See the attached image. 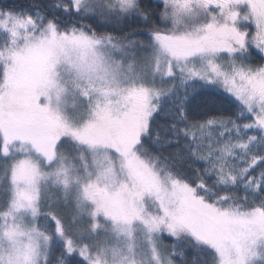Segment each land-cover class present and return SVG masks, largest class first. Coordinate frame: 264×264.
Wrapping results in <instances>:
<instances>
[{
  "label": "snow or ice",
  "instance_id": "6c2138e0",
  "mask_svg": "<svg viewBox=\"0 0 264 264\" xmlns=\"http://www.w3.org/2000/svg\"><path fill=\"white\" fill-rule=\"evenodd\" d=\"M0 264H264V0H0Z\"/></svg>",
  "mask_w": 264,
  "mask_h": 264
},
{
  "label": "trees",
  "instance_id": "16d2710c",
  "mask_svg": "<svg viewBox=\"0 0 264 264\" xmlns=\"http://www.w3.org/2000/svg\"><path fill=\"white\" fill-rule=\"evenodd\" d=\"M4 3L15 4V5H26L28 0H3Z\"/></svg>",
  "mask_w": 264,
  "mask_h": 264
}]
</instances>
